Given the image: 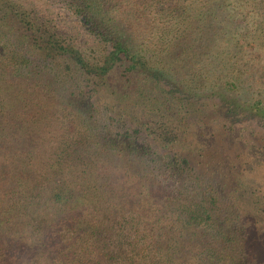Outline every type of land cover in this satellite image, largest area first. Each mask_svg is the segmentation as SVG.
<instances>
[{"label":"trees","instance_id":"trees-1","mask_svg":"<svg viewBox=\"0 0 264 264\" xmlns=\"http://www.w3.org/2000/svg\"><path fill=\"white\" fill-rule=\"evenodd\" d=\"M263 117L264 0H0V264H264Z\"/></svg>","mask_w":264,"mask_h":264},{"label":"rangeland","instance_id":"rangeland-1","mask_svg":"<svg viewBox=\"0 0 264 264\" xmlns=\"http://www.w3.org/2000/svg\"><path fill=\"white\" fill-rule=\"evenodd\" d=\"M257 133V137L261 140H264V134L263 132L261 133L260 129L257 131ZM242 144L244 147H246L245 143ZM256 164L257 163H255L254 166H256ZM244 167L246 169V165H244ZM249 170L250 169L243 170V166H241L239 171L240 173L238 177L241 178V182L244 184L243 188L240 190L242 192V197L240 198L241 205H247L249 202L251 204L252 199H255V201H257V207L261 206V208H264V201L261 202L262 199H264V167L259 166L258 168L256 167L251 171ZM246 196H249L250 198L247 199Z\"/></svg>","mask_w":264,"mask_h":264}]
</instances>
